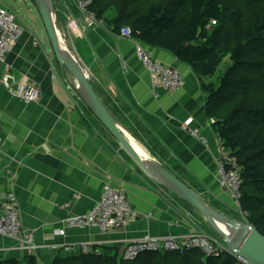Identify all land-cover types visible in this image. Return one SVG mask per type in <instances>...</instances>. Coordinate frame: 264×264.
<instances>
[{
  "label": "crops",
  "instance_id": "1",
  "mask_svg": "<svg viewBox=\"0 0 264 264\" xmlns=\"http://www.w3.org/2000/svg\"><path fill=\"white\" fill-rule=\"evenodd\" d=\"M18 1L22 10L23 0ZM54 2L60 29L135 150L176 176L220 214L242 221L237 203L217 175L221 141L204 111L206 94L201 85L217 79L200 80L171 53L119 37L106 23L86 26L73 0ZM0 7L13 11L4 0ZM18 21L23 33L0 63V207L4 195L12 191L21 227L32 234L34 249L29 254L18 249L13 239L0 236V264L29 255L40 264H52L58 255L78 252L81 244L89 251L103 246L123 251L130 241L144 237L178 238L203 231L206 219L152 181L86 107L74 80L50 54L43 26L39 25L42 34H38L36 21ZM137 44L180 73V89L152 91L149 74L135 55ZM3 74L11 77L9 82L35 85L38 101L17 99L1 83ZM188 120L197 137L183 128ZM106 184L124 194L142 217L104 234L96 227L66 228L64 236L56 234L65 218L90 211ZM71 246L76 249L67 251Z\"/></svg>",
  "mask_w": 264,
  "mask_h": 264
},
{
  "label": "trees",
  "instance_id": "2",
  "mask_svg": "<svg viewBox=\"0 0 264 264\" xmlns=\"http://www.w3.org/2000/svg\"><path fill=\"white\" fill-rule=\"evenodd\" d=\"M88 10L114 33L128 27L135 40L171 53L200 80L229 58L215 83L201 85L204 111L243 179L240 211L264 236V0H92ZM98 249L58 255L52 264H236L227 253L206 257L196 249L134 260L116 247ZM1 264L40 263L29 255Z\"/></svg>",
  "mask_w": 264,
  "mask_h": 264
},
{
  "label": "built area",
  "instance_id": "3",
  "mask_svg": "<svg viewBox=\"0 0 264 264\" xmlns=\"http://www.w3.org/2000/svg\"><path fill=\"white\" fill-rule=\"evenodd\" d=\"M78 11L80 12L86 26L101 25L92 12L88 10L91 0H73ZM17 16L6 7H0V63L4 64L6 56L11 47L17 42L23 28L17 22ZM215 22L212 21L211 24ZM118 35L126 39H132L131 29L128 27L121 28ZM135 54L143 68L147 71L150 78L152 91L157 88L168 90L169 92L177 91L182 86V77L171 66L163 65L154 60L140 46L135 45ZM10 76L3 74L1 83L12 90L13 95L25 102L35 103L39 99L38 88L29 83L9 82ZM13 83V85H12ZM189 122L183 123V128L193 137H197V130L189 127ZM213 121H211L212 123ZM221 157L217 161V174L221 185L229 192L230 197L238 202L241 198V188L243 180L239 170L235 168V160L228 156V152L221 146ZM101 197L94 207L84 215H70L62 221L63 227L56 231V234L64 236L65 229H83L86 227H96L100 233L120 229L130 221L142 217L132 210L124 194L104 185L101 190ZM0 236L13 239L18 249L31 254L34 249L32 234L23 231L19 220V211L15 195L12 191L6 193L3 197L0 207ZM200 250L207 257H217L220 254H229L238 264H248L247 261L238 255L229 252L227 247L215 238L199 231H193L180 238L163 237L152 238L144 237L142 239L130 241L123 249V258L125 260H134L143 253L150 252H176L191 249ZM76 249L75 246L66 248L67 251ZM78 250L82 253H88V248L81 244ZM234 254V255H232Z\"/></svg>",
  "mask_w": 264,
  "mask_h": 264
},
{
  "label": "water",
  "instance_id": "4",
  "mask_svg": "<svg viewBox=\"0 0 264 264\" xmlns=\"http://www.w3.org/2000/svg\"><path fill=\"white\" fill-rule=\"evenodd\" d=\"M49 40L50 54L63 73L74 80L76 92L86 107L115 138L121 148L150 177L172 195L199 212L227 248L249 264H264V236L246 218L234 220L214 210L196 192L156 162L142 157L119 130L115 119L95 92L91 73L79 61L70 40L62 32L53 0H33Z\"/></svg>",
  "mask_w": 264,
  "mask_h": 264
},
{
  "label": "rangeland",
  "instance_id": "5",
  "mask_svg": "<svg viewBox=\"0 0 264 264\" xmlns=\"http://www.w3.org/2000/svg\"><path fill=\"white\" fill-rule=\"evenodd\" d=\"M4 3L6 4V6L8 7H13V11L18 13V19H25L26 21H28V23L32 22L35 24V21L38 25V27L40 28V32H38V34H42V29L39 25L42 26L41 24V20H40V17H39V14H38V11L36 10L35 8V5H34V1L32 0H23L22 1V7L23 9L22 10H19L18 7L21 6V4L19 3L18 0H4ZM91 4H92V0H91ZM91 4L89 5V7L91 6ZM28 13V14H27ZM109 17H113V13L110 12L108 14ZM23 21V20H22ZM18 22V20H17ZM19 23V22H18ZM103 24V20H101V25ZM104 25V24H103ZM44 29V28H43ZM45 30H43V34L46 36L45 34ZM46 39L47 36H46ZM72 44V43H71ZM230 65V60L229 58L227 57L223 63L221 64V66L219 67V69L217 70L215 76H214V79H217L220 75H223L227 68L229 67ZM75 88V86H74ZM238 218H241L240 216H238ZM202 230L209 234V235H215V233L213 232V229L209 226V224H205L203 227H202Z\"/></svg>",
  "mask_w": 264,
  "mask_h": 264
},
{
  "label": "clouds",
  "instance_id": "6",
  "mask_svg": "<svg viewBox=\"0 0 264 264\" xmlns=\"http://www.w3.org/2000/svg\"><path fill=\"white\" fill-rule=\"evenodd\" d=\"M54 1V0H53ZM75 4V3H74ZM76 6V5H75ZM77 8V7H76ZM77 10H78V8H77ZM212 22V21H211ZM105 22H103V24H104ZM102 24V25H103ZM211 25H215V23L214 24H211ZM117 36H119L118 34H117ZM120 37V36H119ZM123 38V37H122ZM132 39H134L133 37H132ZM132 39H129V40H132ZM136 55V54H135ZM173 68V67H172ZM177 71V70H176ZM178 72V71H177ZM75 86V85H74ZM210 120V123H211V121H213L211 124L213 125L214 124V120L213 119H209ZM221 143V142H220ZM221 146H222V143H221ZM223 147V146H222ZM224 148V147H223ZM225 149V148H224ZM226 150V149H225ZM227 151V150H226ZM228 156L230 157V155H229V153H228ZM231 158V157H230ZM232 159V158H231ZM218 175V174H217ZM242 178V177H241ZM220 180V179H219ZM243 180V179H242ZM223 187V186H222ZM228 192V191H227ZM229 193V192H228ZM230 195V194H229ZM241 195H242V193H241ZM232 199V198H231ZM233 200V199H232ZM240 200V199H239ZM234 201V200H233ZM235 203H237V205H238V207H239V201L238 202H236V201H234ZM239 210H240V208H239ZM242 213V212H241ZM242 215H243V217L245 218V214H243L242 213ZM141 218V217H140ZM136 220V219H135ZM194 231H199V230H194ZM191 232H193V231H191ZM199 232H203V233H205L204 231H199ZM214 232V231H213ZM215 233V232H214ZM189 234V233H188ZM205 234H207V233H205ZM208 236H210V237H212V238H215V239H217L218 241H221L224 245H225V243L223 242V240L221 239V238H219L216 234L214 235V236H211V235H209V234H207ZM185 236V235H184ZM166 237H168V236H166ZM182 237V236H181ZM163 238V237H162ZM175 238V237H174ZM178 238H180V237H178ZM226 246V245H225ZM227 247V246H226ZM228 249V248H227ZM192 250V249H191ZM229 250V249H228ZM183 251H185V250H183ZM183 251H181V252H183ZM176 252H179V251H176ZM229 252H231L230 250H229ZM231 253H233V252H231ZM234 254H236V253H234ZM237 255V254H236ZM239 256V255H238ZM207 257V256H206ZM240 257V256H239ZM241 258V257H240ZM125 260V259H124ZM235 261H236V259H235ZM246 261V260H245ZM236 264H238V262L236 261ZM249 264V263H248Z\"/></svg>",
  "mask_w": 264,
  "mask_h": 264
},
{
  "label": "bare ground",
  "instance_id": "7",
  "mask_svg": "<svg viewBox=\"0 0 264 264\" xmlns=\"http://www.w3.org/2000/svg\"><path fill=\"white\" fill-rule=\"evenodd\" d=\"M135 40V39H134ZM139 45V44H138ZM142 47V46H141ZM143 48V47H142ZM144 50H145V48H143ZM146 51V50H145ZM147 52V51H146ZM148 53V52H147ZM150 56V55H149ZM166 91H168V90H166ZM139 154H140V151H138V150H136ZM194 249H196V248H194ZM196 250H198V249H196ZM232 255H234V254H232Z\"/></svg>",
  "mask_w": 264,
  "mask_h": 264
}]
</instances>
